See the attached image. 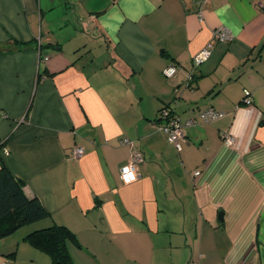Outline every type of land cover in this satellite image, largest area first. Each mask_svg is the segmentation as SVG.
<instances>
[{"label": "crops", "instance_id": "1", "mask_svg": "<svg viewBox=\"0 0 264 264\" xmlns=\"http://www.w3.org/2000/svg\"><path fill=\"white\" fill-rule=\"evenodd\" d=\"M0 159L50 216L9 264H51L25 238L52 225L72 264H264V0H0Z\"/></svg>", "mask_w": 264, "mask_h": 264}, {"label": "trees", "instance_id": "2", "mask_svg": "<svg viewBox=\"0 0 264 264\" xmlns=\"http://www.w3.org/2000/svg\"><path fill=\"white\" fill-rule=\"evenodd\" d=\"M247 99L249 98H244V104ZM164 108L170 110L174 116L177 115L170 106ZM0 160L1 242L18 230L34 226L47 220L50 216L38 198H29L25 194L23 183L16 179L4 161ZM25 240L35 249L48 253L51 257V264H72L66 245L69 241L75 240V236L68 228L52 225L41 229H33L26 235ZM15 255L16 253H12L10 257L15 259ZM9 263L11 262L7 261V264Z\"/></svg>", "mask_w": 264, "mask_h": 264}, {"label": "built area", "instance_id": "3", "mask_svg": "<svg viewBox=\"0 0 264 264\" xmlns=\"http://www.w3.org/2000/svg\"><path fill=\"white\" fill-rule=\"evenodd\" d=\"M209 0H198L199 5L203 7L208 3ZM217 40L227 42V41H232L231 36L228 33H217ZM208 52L206 51L204 55L196 57V64L200 65L207 57ZM48 60L46 57L44 59ZM178 72V67L173 65L169 66L164 70V76L168 80H172ZM245 97L249 98L246 100V103H251L250 101V94L248 91H244ZM225 116V113L223 112H216L211 109H205L201 112L198 113L197 117L190 118L188 121H186V125H194L197 123L198 120H201L203 122L211 123L213 121H216L220 118H223ZM198 119V120H197ZM160 120H163L165 122L162 130L165 132V134L168 137V140L171 144L174 145V147L179 151H183V143L185 141L184 139V134H183V123L181 122V118L178 117L177 115L174 116L168 110L167 108H163V110L160 113ZM223 141L224 144L227 147H233L235 145V138L231 136L230 134H224L223 135ZM73 157L75 158H80L84 155V149L82 147H76L73 152ZM144 157L140 152H135L132 155L131 161L124 166L121 169V174L123 176V179L130 183L134 182L137 179V173L139 171L140 165L143 163ZM200 173L197 172L196 175H199ZM197 264V263H195Z\"/></svg>", "mask_w": 264, "mask_h": 264}, {"label": "rangeland", "instance_id": "4", "mask_svg": "<svg viewBox=\"0 0 264 264\" xmlns=\"http://www.w3.org/2000/svg\"><path fill=\"white\" fill-rule=\"evenodd\" d=\"M20 232V230H18L17 232H15V233H19ZM13 235V234H12ZM21 235V234H20ZM8 237H10V236H8ZM7 238V237H6ZM5 239V238H4ZM3 239V240H4ZM2 242V241H1ZM3 249H1V252H0V262L1 263H3L4 262V264H7V260H9L10 262H13L14 261V258L12 257H10L11 256V254L13 253H10V248H11V245H7V246H3L2 247ZM6 260V261H5ZM30 262V259H28V257L27 258H25L24 260H22V262H21V264H30L29 263Z\"/></svg>", "mask_w": 264, "mask_h": 264}]
</instances>
